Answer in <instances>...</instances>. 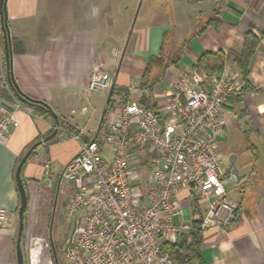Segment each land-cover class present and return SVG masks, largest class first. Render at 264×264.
<instances>
[{"label": "crops", "instance_id": "crops-1", "mask_svg": "<svg viewBox=\"0 0 264 264\" xmlns=\"http://www.w3.org/2000/svg\"><path fill=\"white\" fill-rule=\"evenodd\" d=\"M183 6L197 9L200 15L204 11L208 17L198 26L192 18L180 19L172 26L168 23L140 25L132 30L120 51L111 41L113 37L106 35L109 26L99 19L102 0H67L61 4L53 0L46 5H41L40 0H6L14 79L25 94L46 102L59 120L56 135L35 148L23 164L21 177L26 193L31 189L34 194L41 180L50 183L53 175L46 179L43 174L45 159L55 158L63 168L78 151L81 141L97 137L104 130L100 122L109 91L88 94L86 87L93 72L97 69L107 71L106 62L110 61L114 67L110 72L115 73L114 89L118 92L134 88L132 94L136 95L140 93L137 85L146 62L151 55H159L167 32L163 57L170 59L173 45H178L175 49L182 48L180 59L162 76L168 83L170 71L183 66L194 67L205 51L223 52L222 71L230 69L240 73L234 54L241 50L244 33L249 27L260 37L264 29V0H183ZM213 15L219 17V25L203 28ZM0 34L2 40L1 30ZM175 35L180 37V40L176 38L178 43ZM167 40H170L168 46ZM1 43L4 58L3 41ZM108 46L113 54L111 60H107ZM2 56L0 115L11 121L0 138V209L8 213L7 222L0 226V264H16L19 194L15 168L29 146L49 135L56 126L51 116L35 107L19 100L20 106L16 105V96L6 80ZM248 85L241 94L229 97L227 122L219 137V148L224 147L227 156L236 154L239 173L246 174L238 183L234 181L235 194L231 195L226 188L229 196L237 201L238 211L227 226L203 231L201 255L204 264H264V37H260L250 60ZM161 92L153 88L156 100L160 99ZM113 99L114 96L110 103ZM13 119L18 121L16 126ZM71 134H78L79 138L73 139ZM55 146H72V149L64 155L61 152L45 155L44 149L49 151ZM181 210L183 219L180 214L176 215L179 222L190 223L191 208L186 200L181 202ZM23 246L27 248L24 243Z\"/></svg>", "mask_w": 264, "mask_h": 264}, {"label": "built area", "instance_id": "built-area-1", "mask_svg": "<svg viewBox=\"0 0 264 264\" xmlns=\"http://www.w3.org/2000/svg\"><path fill=\"white\" fill-rule=\"evenodd\" d=\"M168 74L153 107L133 97L134 88L115 94L102 136L81 141L65 162L58 179L71 183L64 216L75 230L64 264H174L162 247L190 228L174 223L185 199L204 205L202 230L232 221L238 203L225 187L219 137L228 99L243 85L241 75L225 69L208 77L192 66ZM114 76L97 69L86 92H110ZM116 100L121 105L111 112ZM10 121L0 115V138ZM42 169L49 179L53 160L45 159ZM7 214L0 209V226Z\"/></svg>", "mask_w": 264, "mask_h": 264}, {"label": "rangeland", "instance_id": "rangeland-1", "mask_svg": "<svg viewBox=\"0 0 264 264\" xmlns=\"http://www.w3.org/2000/svg\"><path fill=\"white\" fill-rule=\"evenodd\" d=\"M54 1L61 4V2H65L67 0ZM84 1L88 2L89 0ZM51 2H53V0H40L41 5L43 3H45L46 5V3L48 4ZM198 12L199 11H197V9L185 8V6H183V0H102V9L100 12L99 19L101 22H104L109 26L110 30L106 35H110L113 37L111 41L117 44L116 47H118L121 51L124 42L127 40L128 37L131 36L132 30L139 28L140 25H155L157 23H168V25L172 26L175 22L179 23L180 19L192 18V20L194 19L196 21L198 26L204 19L208 17L204 11L201 12V15L197 14ZM176 38L179 39L180 37H176L175 35V42L178 43V39L176 40ZM1 42L2 40L0 34V58L2 56ZM169 42L170 40H167L166 46H168ZM176 46L178 45H173V55ZM108 47L110 55L109 57L107 56V60L113 56L110 46ZM168 48L169 47H166V49ZM172 54L170 59L173 56ZM104 68L107 71L111 72L113 71L114 67L113 64L108 61L106 62ZM167 83L168 82L166 78H161L155 84V89L163 91L166 88ZM121 91L122 90L118 91V93ZM139 95L140 93L136 95L134 94L133 97H139ZM120 105L121 103L116 100V102H114L113 104L112 109H110L111 112L113 110L115 111L116 109H118ZM94 122L95 118L94 120H92V125L94 124ZM71 149L72 146H55L53 149H49V151L47 149H44V153L45 155L47 154V156H51L52 153L55 155V152H58V154L61 152L62 155H64ZM219 150L221 153L224 176L226 174L225 168L228 163L227 150H225L224 147H220ZM53 163L54 174L50 178L51 185L49 186V183L43 182L41 180L37 183L38 190L34 192V194H32L31 189L27 190L28 203L23 217V232L21 236V246L24 243L27 247H21L24 264H64L66 259L64 245L61 243L60 239L61 235L64 233V228L62 227V225L71 224V222L67 221L64 216V207L67 195L69 193V189L71 187V183L60 181L58 179V175L61 172L62 166L58 160H55V158L53 160ZM234 186V181H231L230 179L226 180L225 187L230 190L231 195L235 194ZM56 191L57 203L55 205L56 209L54 223L57 224V235H54V242L56 244V256L54 257L51 250V239L49 238L48 227L50 222L49 220L53 212L54 193ZM190 201L186 200L187 206L191 208L192 204ZM200 208L203 213L204 205H200ZM181 214L179 216L182 218ZM174 222L175 224H179L178 216L174 218Z\"/></svg>", "mask_w": 264, "mask_h": 264}, {"label": "trees", "instance_id": "trees-1", "mask_svg": "<svg viewBox=\"0 0 264 264\" xmlns=\"http://www.w3.org/2000/svg\"><path fill=\"white\" fill-rule=\"evenodd\" d=\"M214 15L207 19L203 28L206 25L210 24L214 25L215 27L219 25V17H216ZM260 37H264V29L260 31ZM260 37L256 36L252 32L251 27H249L244 33L243 46L241 50L234 54V62L240 71V75L243 81V85L239 94H241L243 91L246 90V88L249 87L248 67L250 60L259 44ZM166 38L167 32H165L163 36V42L161 44L160 49L161 52L159 53V55H151L148 58L139 81L138 89L140 91V95L138 98L141 102L146 104L147 107H153L155 105L156 99L153 96V88L155 87V84L158 82L159 79L162 78L164 72L170 66L177 63L182 54V48L180 47L179 49H175L174 55L170 60H166L162 55V49L164 47ZM224 62L225 54L223 52L217 51L215 53H210L205 51L198 57L196 63L194 64V68L204 72L208 77H217L221 74L223 70ZM114 86L115 85L113 84L110 89L109 100L101 117V128L104 125V119L108 111V107L110 105V99L115 94H118L117 90L114 89ZM122 91H128V89H122ZM32 107H35L37 110L44 112L47 116H50L47 110L39 106L38 104H33ZM101 128L100 131H102ZM102 134L103 131L101 133L99 132V134H97V137H101ZM190 202L192 204V218L190 220V228L186 231L179 232L175 241L165 242L162 247L163 251L171 255L174 264H204L201 255V249L204 241V230L200 228L202 210L195 198H191ZM237 211L238 208L234 213L233 219L235 218Z\"/></svg>", "mask_w": 264, "mask_h": 264}, {"label": "water", "instance_id": "water-1", "mask_svg": "<svg viewBox=\"0 0 264 264\" xmlns=\"http://www.w3.org/2000/svg\"><path fill=\"white\" fill-rule=\"evenodd\" d=\"M8 16H7V9H6V0H0V30L2 33V41H3V53H4V62H5V68H6V80L9 84V86L14 90V94L16 98L29 106H32L33 104H38L39 106L45 108L47 112L50 114V116L53 118L55 122V128L54 130L47 136H45L43 139L38 140L31 144L29 148L24 152V154L20 157L16 168L14 172V179L16 188L19 194V206L17 209V234H16V243H15V251H16V264H24L23 262V253L21 248V236L23 232V217H24V211L27 206V193L26 188L23 183L22 177H21V170L23 167V164L31 154V152L37 148L42 143H45L52 139L56 133H57V126L59 124L58 116L54 112V110L44 101L38 100L35 98H32L31 96L25 94L17 85L12 71V45H11V38H10V31L8 26ZM236 154H230L228 156V164L225 168V175L224 177L226 179H230L235 182H239L242 178L245 177V173L240 174L239 170L235 163ZM49 186L51 183L48 184ZM70 243V239L67 242L65 246V251L67 246Z\"/></svg>", "mask_w": 264, "mask_h": 264}, {"label": "flooded vegetation", "instance_id": "flooded-vegetation-1", "mask_svg": "<svg viewBox=\"0 0 264 264\" xmlns=\"http://www.w3.org/2000/svg\"><path fill=\"white\" fill-rule=\"evenodd\" d=\"M228 156H227V159H228ZM56 199H57V191L54 193V207H53L52 215H51L50 220H49L50 222H49V227H48V234H49V238L51 239V250H52L54 257L56 256L55 255L56 244L54 242V235L55 236L57 235V233H56L57 232V226H56L57 224L54 223V216H55V209H56L55 205L57 203ZM62 227L64 228V233L61 235L60 241L64 245V251H65V246H66L67 242L69 241V239H70V241L72 240L73 233L75 230V223L71 222V224H68V225L63 224Z\"/></svg>", "mask_w": 264, "mask_h": 264}]
</instances>
